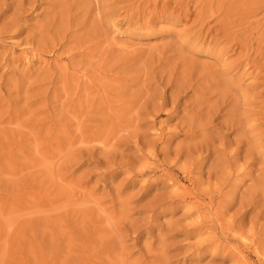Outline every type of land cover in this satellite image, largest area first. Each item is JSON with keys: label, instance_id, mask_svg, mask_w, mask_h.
<instances>
[{"label": "rangeland", "instance_id": "obj_1", "mask_svg": "<svg viewBox=\"0 0 264 264\" xmlns=\"http://www.w3.org/2000/svg\"><path fill=\"white\" fill-rule=\"evenodd\" d=\"M0 264H264V0H0Z\"/></svg>", "mask_w": 264, "mask_h": 264}]
</instances>
